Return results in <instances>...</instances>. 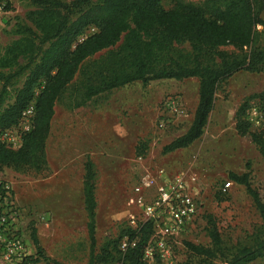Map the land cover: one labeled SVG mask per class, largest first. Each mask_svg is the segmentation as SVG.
Segmentation results:
<instances>
[{
    "label": "trees",
    "instance_id": "trees-1",
    "mask_svg": "<svg viewBox=\"0 0 264 264\" xmlns=\"http://www.w3.org/2000/svg\"><path fill=\"white\" fill-rule=\"evenodd\" d=\"M164 1L173 7L164 9ZM30 2L36 9L27 14V20L34 29L22 28L23 37L7 47L0 59L2 69L17 67L22 72L30 68L14 102L0 113V132L16 127L30 104L34 105V117L18 149L0 142V169L37 175L48 170L46 143L58 103L73 111L133 83L146 86L153 81L196 78L198 102L190 127L166 145L162 154L185 149L202 136L216 93L227 80L243 71L264 74V0H201L199 4L181 0ZM91 29L94 32L86 34ZM184 44L189 45V52L181 49ZM225 47L234 48L236 53L222 51ZM20 60L26 65L20 66ZM14 75L6 77L0 73V80L7 84ZM7 95L3 86L0 107ZM253 100L263 105L264 91L239 106L235 130L255 145L264 158V129L253 131L247 119ZM228 179L245 189L259 226L247 243L223 246L217 228L210 223L207 233L211 248L188 243L186 248L208 264L215 260L221 264H256L264 258V192L253 188L246 174L230 173ZM95 181L94 164L88 159L83 165L81 184L89 240L88 264H145L142 257L153 233L151 222L136 229L121 228L115 239L97 250ZM123 238L126 247L122 251L119 246ZM31 241L36 255L41 256L35 232L31 233ZM43 260L46 264H60L45 257ZM29 261L37 263L31 257Z\"/></svg>",
    "mask_w": 264,
    "mask_h": 264
},
{
    "label": "rangeland",
    "instance_id": "rangeland-1",
    "mask_svg": "<svg viewBox=\"0 0 264 264\" xmlns=\"http://www.w3.org/2000/svg\"><path fill=\"white\" fill-rule=\"evenodd\" d=\"M7 2L0 22V59L7 47L23 37L22 28L34 29L27 20V14L36 9L30 0ZM162 6L168 10L173 4L164 1ZM181 49L190 51L188 44ZM221 50L236 53L232 47ZM19 64L23 67L26 62L20 60ZM20 72L17 67L0 68L6 77L15 74L7 84L0 80V91L6 86L8 92L0 113L14 102L30 68ZM198 86L196 78L153 81L146 86L137 82L94 98L84 108L69 111L63 104L55 106L46 143L48 170L37 175L0 169V177L13 184L20 228L36 264H46L44 257L60 264H88L89 240L81 196L83 165L88 159L96 173L97 250L128 226L126 215L130 209L126 201L143 174L138 157L145 167L162 168L169 175L191 170L201 178L196 187L200 215L172 245V264H208L203 257L190 253L186 244L211 248L207 233L210 223L217 228L223 246L247 243L260 221L245 189L233 184L228 174H246L252 187L264 192V158L255 145L235 130L237 109L251 96L264 91V74H234L218 89L202 136L185 149L162 154L166 145L190 127L198 102ZM172 101L178 104L180 113L167 108ZM250 106L247 119L252 130L264 129V104L253 100ZM32 232L41 247V256L36 255ZM125 240L120 241V250ZM211 264L221 262L215 260ZM256 264H264V258Z\"/></svg>",
    "mask_w": 264,
    "mask_h": 264
},
{
    "label": "built area",
    "instance_id": "built-area-1",
    "mask_svg": "<svg viewBox=\"0 0 264 264\" xmlns=\"http://www.w3.org/2000/svg\"><path fill=\"white\" fill-rule=\"evenodd\" d=\"M7 1L0 0V22L5 15ZM92 32L93 29L90 30ZM167 108L175 113L181 112L173 101L167 103ZM33 117L34 105L30 104L16 127L0 133V142L11 149H18L23 136L32 127ZM137 163L143 174L130 189L126 201L130 209L126 215L127 224L132 229L147 222L153 224V233L142 257L145 264H172V245L200 215L201 205L196 187L201 178L191 170L169 175L162 168L145 167L141 157L137 158ZM19 219L20 210L13 184L0 177V264H30V253ZM125 247L126 240L122 242L121 250H125Z\"/></svg>",
    "mask_w": 264,
    "mask_h": 264
}]
</instances>
